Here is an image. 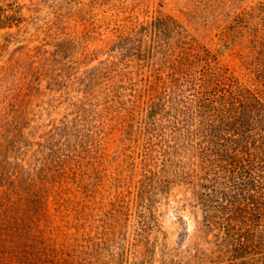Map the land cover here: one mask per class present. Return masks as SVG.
<instances>
[{
    "label": "rangeland",
    "instance_id": "obj_1",
    "mask_svg": "<svg viewBox=\"0 0 264 264\" xmlns=\"http://www.w3.org/2000/svg\"><path fill=\"white\" fill-rule=\"evenodd\" d=\"M240 88L264 102V0H0V264H264V106L226 121L239 183L205 172Z\"/></svg>",
    "mask_w": 264,
    "mask_h": 264
},
{
    "label": "trees",
    "instance_id": "obj_2",
    "mask_svg": "<svg viewBox=\"0 0 264 264\" xmlns=\"http://www.w3.org/2000/svg\"><path fill=\"white\" fill-rule=\"evenodd\" d=\"M214 98V97H213ZM253 100L256 101V104L264 106L262 99L257 97L249 89L240 88L236 91H220L216 95L215 99H210V105L206 108L211 109L212 113H209V120L214 117L212 124H210L208 129H206L203 136L206 140L207 147L205 148V163L206 169L205 172L207 175L212 178L217 185L224 184V187L230 188L231 186H236L234 183L235 180L239 181V171L242 168V165L245 164L243 161L248 158L250 164L254 163L256 158H260L259 153H252L245 151L243 144L237 145L233 143L234 147H231L227 143V137L225 130L230 128L229 124L226 123L227 120L234 119L236 121L234 135L238 136L245 131V125L242 123V120L247 118L249 112L252 111L254 107ZM246 106H250V110L247 111ZM230 132V131H229ZM228 132V133H229ZM237 132V133H236ZM254 137L243 138L241 135V142H245L246 145L251 146V140ZM225 142V143H223ZM263 142L260 145L254 143V151L261 152L264 156V146L262 148ZM229 152H232V157ZM255 157V159H254ZM237 178V179H236ZM255 180V177H252ZM222 181V183H221ZM217 190L216 188H214ZM207 214L205 215L207 221H212L213 217L208 213L209 204H206ZM243 244V243H240Z\"/></svg>",
    "mask_w": 264,
    "mask_h": 264
}]
</instances>
